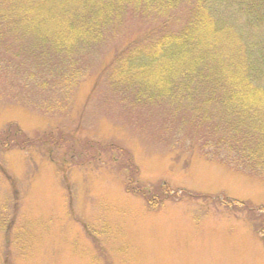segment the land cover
<instances>
[{"label": "rangeland", "instance_id": "1", "mask_svg": "<svg viewBox=\"0 0 264 264\" xmlns=\"http://www.w3.org/2000/svg\"><path fill=\"white\" fill-rule=\"evenodd\" d=\"M159 20L125 15L79 51L72 88L0 31V264H264V178L203 157L180 109L111 85L115 54Z\"/></svg>", "mask_w": 264, "mask_h": 264}, {"label": "trees", "instance_id": "2", "mask_svg": "<svg viewBox=\"0 0 264 264\" xmlns=\"http://www.w3.org/2000/svg\"><path fill=\"white\" fill-rule=\"evenodd\" d=\"M130 12L160 18L162 31L115 54L111 85L129 88L136 103L180 109L197 132L205 127L203 157L264 178V0H0V31L32 39L33 51L59 67L56 83L72 88L79 51L104 41Z\"/></svg>", "mask_w": 264, "mask_h": 264}]
</instances>
